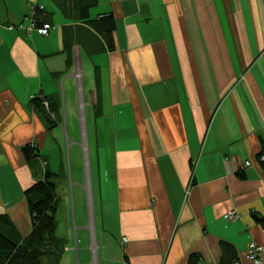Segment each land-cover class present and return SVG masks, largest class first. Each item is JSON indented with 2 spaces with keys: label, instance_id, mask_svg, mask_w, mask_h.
I'll list each match as a JSON object with an SVG mask.
<instances>
[{
  "label": "crops",
  "instance_id": "crops-1",
  "mask_svg": "<svg viewBox=\"0 0 264 264\" xmlns=\"http://www.w3.org/2000/svg\"><path fill=\"white\" fill-rule=\"evenodd\" d=\"M81 1L0 0L9 235L30 233L23 192L49 173L58 264H253L247 247H264V0H94L86 19ZM34 19L55 29L41 36Z\"/></svg>",
  "mask_w": 264,
  "mask_h": 264
},
{
  "label": "trees",
  "instance_id": "trees-1",
  "mask_svg": "<svg viewBox=\"0 0 264 264\" xmlns=\"http://www.w3.org/2000/svg\"><path fill=\"white\" fill-rule=\"evenodd\" d=\"M93 1L94 0H82L81 2H83V4L79 3V9L83 12V14L79 12L77 15L79 18H87L86 9ZM33 15L34 18L40 20V17L43 16V8L39 9V7H35V9H33ZM36 19H34V23L38 27L47 24L42 21L39 23ZM112 24L113 22L108 20L106 33L109 32ZM50 26L53 27V30L55 29V26ZM261 144L262 147L257 160L264 170V142ZM31 154L32 149L26 146L23 149V155L28 162L31 159ZM50 176L49 173H46L43 180L34 182L23 192V197L31 217V230L20 242L10 236L7 231V229L13 230V232L15 230L10 220L5 216H0V264L59 263L64 246L62 240L56 236L55 212L57 208V196L56 187L52 180H50ZM232 263L235 264L234 262ZM187 264H201V262L198 256L193 255L189 258Z\"/></svg>",
  "mask_w": 264,
  "mask_h": 264
},
{
  "label": "built area",
  "instance_id": "built-area-1",
  "mask_svg": "<svg viewBox=\"0 0 264 264\" xmlns=\"http://www.w3.org/2000/svg\"><path fill=\"white\" fill-rule=\"evenodd\" d=\"M39 9H42V7H39ZM0 23H1V20H0ZM30 28H34L37 30L38 34L41 35V36H48V33L53 30V27H51L50 25L48 24H43V26L41 27H38L37 25H35L34 21L30 24ZM9 30H12L13 27H9L8 28ZM73 76L76 77V79L78 80L80 78V74L77 73V72H74L73 73ZM45 108L48 107V105L46 103H44L43 105ZM51 117L53 116L52 114H50ZM250 163L249 162H246L245 163V166L246 167H249ZM126 243V240L123 241V244ZM263 246L261 245H258L257 243H251L249 244V246L247 247V254H246V259L249 261V262H252L253 264H261V258H260V253L262 252L263 250ZM235 264H240L238 262H236Z\"/></svg>",
  "mask_w": 264,
  "mask_h": 264
}]
</instances>
